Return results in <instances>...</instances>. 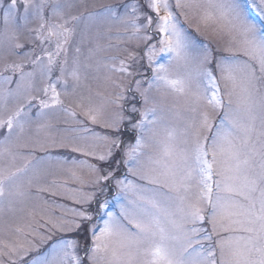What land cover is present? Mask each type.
I'll use <instances>...</instances> for the list:
<instances>
[{
	"label": "snow or ice",
	"instance_id": "snow-or-ice-1",
	"mask_svg": "<svg viewBox=\"0 0 264 264\" xmlns=\"http://www.w3.org/2000/svg\"><path fill=\"white\" fill-rule=\"evenodd\" d=\"M253 9L264 18V0H0V52L18 57L0 71V217L43 221L15 228L40 245L30 259L5 245L7 264H264V23ZM190 15L228 38L226 54L196 41ZM113 25L135 50L102 43ZM85 225L83 244L41 232Z\"/></svg>",
	"mask_w": 264,
	"mask_h": 264
},
{
	"label": "rangeland",
	"instance_id": "rangeland-1",
	"mask_svg": "<svg viewBox=\"0 0 264 264\" xmlns=\"http://www.w3.org/2000/svg\"><path fill=\"white\" fill-rule=\"evenodd\" d=\"M119 2H120V0H86V3L89 6L97 5V4H101V3H119ZM258 2H259V0H257V3ZM172 3L174 5L175 0H172ZM80 10H82V9H76L75 11H80ZM176 11H177V13H179V10H176ZM251 18L254 19V21L257 24L264 23V18H261L254 9L251 11ZM181 22L184 24L185 28L188 29V31L193 35V37L196 39V41L200 45L207 46L208 49H210L213 54H216V55L226 54L224 52V49L227 46L228 38L222 34H219L215 30V25H213L211 23H209L208 25H205L204 23H202L200 21L198 16H192V15H190L187 20H184V18L181 17ZM37 23H38V21L33 20L28 25V27H35L37 25ZM198 28H199V31H197ZM131 31H132V29L129 26L128 32L130 33ZM123 33H124V26L123 25H113L111 28V35L108 37H104V39L102 40V43H105V44L110 43V44L115 46L111 50L112 54L119 53L120 55L125 56V55H127V52H125L124 49H127L128 51L135 50L136 41L135 40H129L128 36L124 35ZM28 39H30V37L28 36V34L26 32L21 34V37H20L21 43H25ZM141 43H142V41H141ZM37 54H40L39 50L37 51ZM70 54H71V50H70ZM83 54L87 55L86 48H84ZM17 59H18V57H16V56L9 55L5 52H0V71L3 70L4 65L6 63H11L12 61L17 60ZM145 63H147L146 60H145ZM25 70L27 71L28 69L26 68ZM4 74L11 75L12 73H11V71H8ZM149 75H150V72H149ZM12 86L14 87V85H12ZM92 88L94 90L104 92L106 95L111 94V89H105L102 85L97 86V84L92 83ZM65 102L68 103L69 101L66 99ZM59 117L62 120L63 114L62 113L59 114ZM54 122H56L55 118H54ZM90 126L93 127L95 129V131L101 132L102 134L109 131L107 129H104L99 124L90 125ZM55 131L56 130L53 129V132H55ZM124 139H125L126 143L134 142V138L131 137L130 135H126L124 137ZM49 150L51 152H53L54 154L66 155V156H68L69 159H72L73 156L76 159H83L84 158L79 153H71V150L68 148H51ZM102 150H103L102 143H98L97 144V151L100 152ZM117 158H119V157H117ZM87 159L90 163H99L103 168H105V169L109 168V165L107 163L98 162L97 159L94 157H87ZM113 166H115V165L113 164ZM76 171L84 179H88L90 176L87 168H78V169H76ZM125 173H127V169L125 167L121 166L119 169L118 178L124 176ZM55 178L60 180V181H66L69 187L79 186L72 179L70 173H68V172H57L55 174ZM127 179L135 180L136 178L133 177L131 174H128ZM83 188H84V191H86V192L92 190L87 185H84ZM115 195H116V189L113 186V188H112V190L108 196L109 203H110V205H112V207H110L109 210L118 212V208H116V201L112 199V197ZM46 196H47V194H46ZM55 199L57 200V202L65 203L69 207L73 206V202L71 200L67 199L66 197L57 196ZM76 206L79 207V205H76ZM94 208H95V205H93V209ZM54 211L57 214L59 213L58 209H55ZM29 222L32 223L33 228H38L40 226V224L43 223V221L40 219L39 214H37L32 219H29L27 217L22 219L19 216H13L11 214L4 216V217H0V248L4 247L5 245H21L22 244L24 246V248L29 249V255H28V257H26V259H30L32 257V255L35 254L34 251L32 250V246L33 245H40L39 237L34 238L31 235H27V236L21 235L15 231L16 227H22L23 228L24 225L26 223H29ZM93 222H95V221H93ZM88 226L89 225H85V228H82L79 233H75V234H73V233H61L56 229H52V231L49 232L47 230V227L42 228L41 232L44 236H51L53 239H58L61 236L76 238V239H79L81 241V243L83 244L86 238L90 239L89 234L85 230ZM205 226L209 227V229H210V225H205ZM48 227H50V226H48ZM29 241H31V244L29 243ZM41 247H43V245H41ZM20 255H22V252L18 251L16 253V256L18 257ZM0 258H2L5 261V264H7V262H8L7 256L0 257Z\"/></svg>",
	"mask_w": 264,
	"mask_h": 264
}]
</instances>
